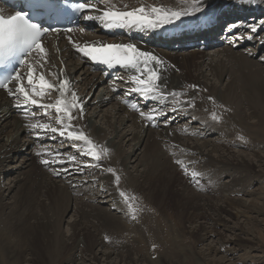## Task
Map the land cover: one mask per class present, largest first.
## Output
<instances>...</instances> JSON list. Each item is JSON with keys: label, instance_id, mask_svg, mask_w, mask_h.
Returning <instances> with one entry per match:
<instances>
[{"label": "bare ground", "instance_id": "obj_1", "mask_svg": "<svg viewBox=\"0 0 264 264\" xmlns=\"http://www.w3.org/2000/svg\"><path fill=\"white\" fill-rule=\"evenodd\" d=\"M110 1L115 9L128 8L129 10H132L144 7L146 11L149 12L152 7H162L169 11H185L194 2V0H171L170 3H166V0ZM222 1L223 0H202L201 5L204 6L202 7L204 9L210 8L213 11H216L218 8L221 9L226 4H229L227 5L225 11L231 10L235 14L248 16L253 20L258 16V13L251 12L253 10L248 8L246 5L251 2L254 5L260 6V8L264 10V4H261V2L264 3V0ZM160 3H166L167 5ZM205 11L209 10L205 9ZM240 11L243 12L240 13ZM196 14L198 13H195L194 15ZM194 15L185 17L194 18ZM226 16H228V14H226ZM232 22L233 21H230V23ZM260 29L262 30L264 28L261 27ZM251 35L253 37L250 39L251 41H264V37H258L253 32ZM47 50L50 52V57L47 61L49 62L48 66H46V64L43 67L38 65L34 74L37 81L39 75L42 73L45 75L46 79L55 82L56 77L52 75V73L60 72L61 66H58L57 68L55 67L56 55H54L53 51H56V48L52 49L51 45H49ZM223 50L226 51L224 54L226 57L224 59L219 58L217 61H206L208 57L205 50L192 51L189 53H176L165 49H159L166 68V71L163 74L164 82L161 87L164 88V85H166V88H164L165 95L171 93L172 90L175 89L177 93H182V95H179L181 97V101L194 100V107L189 110L188 105L183 104L184 106H181L180 111L184 114H191L192 116H198L199 114L203 117L209 118V120H211L209 124L212 127H216L217 130L223 133L231 134L235 138L229 142L237 145L240 142H245L243 138L247 140L253 139L249 136V122L245 121L248 116L243 113L241 109V106L243 105L251 111H249L250 117L252 116L257 119L256 124L254 125L257 126L256 130L258 129V131H261L264 134V66L254 61L253 58L250 59L248 56L239 54L231 48H223ZM67 52H70V50H67ZM66 53H62V55L65 56ZM69 62H71V67L67 68L66 73H62V78L70 79L71 90L84 101L85 107L86 104H91L90 106L93 105L94 107L92 111H95V109L98 110L102 104L112 98V94L109 91L104 92L103 97H99V93H102L106 88L101 85L105 80L104 77L101 73L91 72L92 74L90 75L91 82L89 83V88H92L93 91L89 95L88 90L83 86V76L87 77L90 69L86 63L78 59L74 60L71 58ZM226 62H228V65H226ZM77 64L78 67H75ZM206 65H208L212 75L219 80L222 79L226 72H228L230 79L227 81L226 86L224 87L225 89L223 88L224 90L218 91L216 85L212 84L209 86L204 82L206 74L202 68ZM227 66L230 67L228 68ZM192 69L193 72H190L191 74L188 75L189 70L191 71ZM42 70L45 73H43ZM79 74H82L83 76H79ZM69 75L71 77L73 75L76 79H71ZM73 83H78L80 85V89L82 91L81 93L75 91ZM194 85L198 87L194 89L192 87ZM95 88H99L98 94L96 95V98L92 99V93L94 94V91H96ZM215 91L216 93L220 92V101L215 100ZM51 92L56 95V98L60 97L56 91ZM69 97H71V93L67 94V98ZM208 97H212L213 100L210 101ZM56 98H54L50 103L54 102ZM14 103L15 102L8 94L0 91V168L4 166V163L12 157V160L16 159L17 161L23 159L22 166L26 162H29L32 170L24 179H19L14 185H9L7 188L0 190V216L1 214L5 216V218L3 217L4 219L0 218V251L2 252H0V255L4 253L3 251H6L10 253L14 259L21 260L24 257V253H26V251H30V258L33 259L32 262H34V264H77V258L75 259L76 256L78 257V255L80 256V253L90 252L91 250L93 251L95 248L99 247L102 240H98V232L101 233L102 231L107 230L111 233V235L112 233H115L116 235L120 234L129 237L134 231L141 232L143 229L141 227H143V225L146 227L147 234L150 233L151 228L154 226H157L156 228L162 226L163 220L158 214V209L164 210V212L166 211L170 217H173V219L170 218L173 222L171 229H168L166 225H164V227H160L159 233L162 235H168L170 232L175 231V229L179 226L182 225L183 227L184 222H189L191 227L187 230L188 233L191 235L196 234L197 238L204 239L208 237V234L212 233L211 229L216 231V229H214L215 225H224L221 223V221H223V213L230 212L231 209H229L227 205L223 206L218 205L217 203L216 205L211 201L212 197H205L206 195H212L214 197L217 194H220L216 185H207L202 188L201 192H203L202 194H205V196L200 193L196 194L192 190V192L189 191V193H187V189V192L184 190L186 185H188L187 180L190 178L192 180L191 176H193L192 174L194 172L191 173L185 171V167H183L181 163V156L186 153L188 154V152L190 153L192 150L190 148H185L182 144H180L179 134H182V131H179V133L174 132L169 130L167 127L165 128L166 130H162L163 136L167 138V141L178 147V149L176 148L177 152L174 154L172 153V156H169L170 152L162 149L165 144L162 143L160 138L150 135L153 129L145 127L143 122H141L135 113L128 112L123 106L114 103L112 111L110 112L112 115L115 112L114 115H116V121L114 124L112 121L108 122L109 126L112 128V133L119 135V127L117 124L122 126L125 121L129 120L132 121L134 126L140 129L139 132H136V134H133L132 132L133 140H138L136 144L139 143L138 145H135L132 155L134 156L136 150L143 146L142 154L144 153V155L141 157V162L145 160V166L144 171L141 172L140 175H133L129 171L127 168L129 153H127V151L124 153L121 150V147L113 148L116 151H108V155L104 154L102 156L100 166L96 167L94 166L96 161L89 159L88 156L84 154L86 153L87 146L82 142L76 143L79 152L83 153L80 146L83 147V150L85 149L83 157L64 152L60 149V146L55 147L52 145L51 148H46V151H56V149L60 150L61 158H58L60 160H65L66 155L76 156L77 161L74 163V167L66 165L63 167L62 165L53 164L46 167V165L41 164L40 161L41 159L48 158L45 156H36V153L44 152L45 149L32 150V147L35 144V139L32 138L34 133H32L30 128L27 127L31 121L24 120L17 114ZM75 114L80 117L79 113ZM213 114L219 117V119H213ZM13 117H15L18 121L13 122L14 119H11ZM53 117L56 120V114H54ZM119 117L123 119H120ZM198 117L204 121L207 120L206 118H201L200 116ZM9 119H11L12 126L8 125ZM34 123H49L52 126L54 125V123L49 120H38ZM74 123L79 127V129L83 130L97 146L100 144L98 148H101L100 146L104 144L107 138V135L102 130H97L96 132L93 129L87 128L85 126L86 121L83 115L82 118H78L74 121ZM56 127H59V125ZM144 131H146V137H142V133H144ZM148 131H150L149 135ZM57 137L59 136L57 135ZM256 141L257 140L253 139L252 143L256 145ZM29 148L31 150L28 153L27 149ZM235 152L236 151H232V153L229 152L230 155L227 158V164L235 163L242 166H248V164L252 165V160L247 159L244 154L242 155L238 153L239 156H237V154L235 155ZM23 155L25 156L22 157ZM105 155L106 157L108 156L107 161L104 160ZM79 159H81V161H79ZM105 162H107L108 167L114 168L117 174L121 177L118 189L114 185L113 175L102 170L108 168L106 167L107 165ZM53 163L55 164L57 162L54 160ZM85 164L93 166L83 168V171L88 169L85 171V175H83L84 179L88 180L87 176L94 175L92 182L95 183V181H100V184H102V188L100 190L101 193L109 191V189L105 188H108L109 183L110 186L114 188L112 189L110 187V190H112V200L115 201V207L124 211L126 214L125 219H127V221L120 222L112 216L110 217L109 215L100 213L92 207L90 203H88L89 201L84 198H80L78 195L77 197L72 195V193L68 190H65L56 182H53L52 179L54 177H58L54 174L56 171L61 172V177L65 176L67 173L74 175L80 172V165ZM103 164H105V166ZM65 168L69 169L66 173L62 171V169ZM73 168L76 169L74 170ZM88 172L91 174H88ZM103 173L107 174V176ZM102 174L104 176H101ZM46 175L51 178H48ZM194 175H196V173H194ZM61 177L60 180H62ZM43 178L51 179V181H43ZM176 182L179 184L176 185ZM15 189L17 190V195H14L16 197L13 198L15 199L13 201L14 205L6 214L5 208L7 204L4 203V199ZM84 190L86 194L90 193V190ZM119 191H123L125 193L127 200L121 197L122 202H118L119 204L117 205L116 196H119ZM144 195L149 199H146ZM172 195H174V197H171ZM43 196L45 197L44 199L47 200L48 204L43 201ZM170 199H173V206L170 203ZM147 200L149 202H147ZM37 204L43 206L39 211H36L35 208ZM170 204L172 211L175 210L173 215L168 209ZM242 204L246 206L244 202H242ZM70 207L71 209L72 207L73 209H76L80 219L79 221H74L75 223L71 226L72 233L70 237L66 239L61 232L60 220H62L63 215L70 210ZM237 207L238 206L235 205L233 208L236 210L235 214L239 216V212L242 210H237ZM148 211H153V214L148 215ZM49 214L52 215L49 216ZM32 218L33 220L31 221ZM174 219L179 223H176ZM209 221L212 224L211 229L210 225L208 226V224H210ZM227 227L229 226L227 225ZM154 233L156 232L154 231ZM11 242L15 245H10ZM103 255L106 263L111 264L112 259L110 258L112 255L107 252ZM129 258L127 260H129L130 263H134L133 260H130ZM93 259L99 260V257L94 254ZM135 262L137 264V261Z\"/></svg>", "mask_w": 264, "mask_h": 264}, {"label": "rangeland", "instance_id": "obj_2", "mask_svg": "<svg viewBox=\"0 0 264 264\" xmlns=\"http://www.w3.org/2000/svg\"><path fill=\"white\" fill-rule=\"evenodd\" d=\"M170 2L171 0H166V3ZM222 2H224V0ZM166 3L160 4L167 5ZM261 4L264 3L261 2ZM260 15L262 19L257 20L263 21L264 11ZM253 21L254 20H252V22ZM262 25H264V23H262ZM262 31L263 34L259 36L264 37V29H262L261 32ZM250 42H253L254 44H250ZM250 42H247L244 46L237 49H233L232 47L227 48H231L239 54L246 55L250 59L253 58L254 61L264 66V60H262V58H264V41L262 40L258 42V40H253ZM205 51L208 57L206 61H217L219 58L224 59L226 57L224 55L226 51L223 49L209 48V50ZM70 64L71 62H68V65ZM226 65H228V62H226ZM75 67H78V64ZM202 69L206 74L204 82L207 85H216L218 91L225 89L224 87L226 86L227 81L230 79L228 72H226V75L224 74L222 79L219 80L212 75L208 65L204 66ZM190 72H193V69L191 71L189 70L188 75L191 74ZM91 74L92 73L90 71L87 77H89ZM80 75L83 76L82 74H79V76ZM69 77L71 79H76L75 77H73V75L72 77L69 75ZM87 77L83 76V86L88 90V94L90 95L93 91L92 88H89L91 76L89 78ZM73 85L76 92H82L78 83H73ZM101 85H106L105 80ZM105 87V90L102 93H99V97H103L104 92L108 91L107 86ZM99 88H95L96 91H94V94L92 93V99L96 98ZM215 100H221L220 92L216 93L215 91ZM114 103L115 100L112 96L111 99L102 104V106L98 110L95 109V111H92L94 109L93 105L90 106L91 104H86V111H83V116L86 121L85 126L89 129H93L96 132L97 130H102L107 135L106 141L104 142V144H101H103L104 146H102L106 147L108 151H114L115 149L113 148L115 147H121V150L124 153L125 151H127V153H129V162L127 168L133 175H140V173L144 171L145 166V160L141 162V157L144 155V153L142 154L143 146L136 150L134 156L132 155V151L135 148V145L139 144H136L138 140H133V134L139 132L140 129L134 126L131 120H124L125 123L122 126L120 124H117V126L119 127V135H117L116 133H112V128L109 126L108 122L112 121L114 124L116 121V115H114L115 112L113 113V115L110 112L112 111ZM180 105L182 106L183 104ZM241 109L243 113L248 116L246 117L245 121L249 122V136L257 140L256 142L258 143V145L257 143H255L256 145L252 143L253 139L247 140L245 138H243L245 140V142L243 143L240 142L237 145L230 143L229 141L233 140L235 137H233L229 133H223L217 130L214 126L213 128L209 124L211 120L199 114L198 116H200L201 118H206L208 121H204L198 116L186 114L184 118L179 119L169 127V130L174 132L179 133V131H182V134H179L180 144H182L185 148L192 149L190 153L188 152V154L186 153L185 155L181 156V163L182 166L185 167V171L196 173V175H194V173L192 174V180L191 178L187 180L188 185H186L184 190L186 191L187 189V193L192 190L196 194L200 193L201 195L205 196V194H202L203 192H201L202 188L207 185H216V188H218L220 194L214 196L215 198L212 195H206L205 197H212L211 201L215 204L217 203L218 205L223 206L227 205V207L231 209L230 212H224V215L222 214L223 221H221V223L225 225H223L224 227L221 224L215 225L214 229H216V231H214L213 229H211L212 224L209 221L210 224H208V226L210 225L212 233L208 234V237L200 239L197 238L196 234L191 235L190 233H188L187 230L190 229L191 224L189 222H184L183 227L182 225L179 226L177 229H175V231H173L174 233L170 232L168 235L166 234L167 236L162 235L159 233L160 227H164V225H166L168 229H171L173 226V222L171 219H173V217H170L166 211L164 212V210L158 209V214L163 220L162 226H159L158 228H156L157 226H154V229L151 228L150 233L147 234L146 227L143 225V227H141L143 228L141 232L134 231L129 237L120 234L116 235L115 233H112L111 235V233L107 230H104L101 233L97 231V236L99 238L98 240H102L101 242L103 244L100 242L99 247L95 248L93 251L91 250L90 252L88 251L86 253H80V256L78 255V257H75V259L77 258L76 263L107 264L103 257V254L107 252L112 255L110 258L112 259L111 264H136L135 261H137V264H264V134L263 132L258 131V129L256 130L257 126L254 125L256 124L257 119L253 118L252 116L250 117L251 111L244 105L241 106ZM119 118L123 119L121 117ZM11 119H14L13 122L18 121L17 119H15V117ZM11 119H9L8 122L9 126H12ZM51 122L56 124L55 119H53ZM163 129L165 128H162L160 130L153 129V134L148 131V135L150 133V135L152 136L159 137L162 143L165 144V148L163 147L162 149H164V151L168 150L170 152L169 156H172L171 154L176 153L178 147L170 144L167 141V138L163 136ZM145 133L146 131L142 133V137H146ZM52 145L54 144H45V146L48 148H51ZM102 146L100 147L103 148ZM82 148L83 147L80 146L81 151H83L84 153L85 149L83 150ZM60 149H62V151L64 152H68L74 155L76 154L81 157L84 156L82 152H79L77 143L74 147L70 144L68 148L60 146ZM30 150V148L27 149V152L29 153ZM232 151H236L237 153L235 152V155L237 154V156H239V154H244L247 159L252 160V165L248 164V166H242L235 163L227 164V158L230 155L229 152L232 153ZM106 154L108 155V152ZM24 156L25 155H23L22 157ZM107 158L108 156L106 157L105 155L104 160L107 161ZM12 159V157L8 159L7 162L4 163V166L0 168V190H2L3 188H7L9 185H14L19 179H24L27 175L30 174V171L32 170L31 164L29 162H26L22 166L23 159L20 161ZM79 161H81V159H79ZM105 164L107 165L106 167H108L107 162H105ZM105 164L103 165L105 166ZM73 169L75 170L76 168ZM86 170H84L82 175L76 173L73 176L72 174L70 175L67 173L66 177L69 178L66 181L60 180L59 176L56 178L54 177L52 180L59 186L63 187L65 190H68L70 193H72V195L76 197L78 195L80 196V198H84L85 200L89 201L88 203H90V205H92V207H94L100 213L109 215L110 217L112 216L114 219L120 222L127 221V219H125L126 214L124 213V211H122V209L118 207H115V201L112 200V190H110V187L112 189L114 188L108 183V188H105L109 189V191L101 193L100 190L102 188V184H100V181H95V183L92 182L94 175L87 176L88 180L84 179L83 175H85ZM88 174L91 173L88 172ZM103 174L101 176H107V174ZM46 176L48 178H51L48 175ZM48 178H43V181H51V179ZM85 181H87V183H85ZM178 184L179 183L176 182V185ZM84 189L90 190V193L86 194ZM16 193L17 190L15 189L10 195H7L8 193L6 194L7 196L4 199V203L7 204L5 208L6 214L14 205L13 201L15 199L13 198L16 197L14 196L17 195ZM116 197L118 205V202L121 203L122 201L121 197ZM171 197H174V195H172ZM44 198L45 197L43 196V201L48 204L47 200H45ZM145 198L149 199L147 197ZM170 200V203L173 206V199ZM147 202L149 201L147 200ZM242 202H244L246 206H244ZM171 204L168 209L173 215L175 213V210L172 211ZM235 205L238 206L237 210H242L241 212H239L241 214H239V216L235 214L236 210L233 208L235 207ZM41 207L43 206L37 204L35 206L36 211H39ZM152 214L153 211H148V215ZM166 214L169 216V218ZM51 215L52 214H49V216ZM1 216L0 218H5L4 215L1 214ZM79 219L80 217L78 215V212L76 211V209H73V207L72 209L70 207V210H68L63 215L62 220H60V227L64 238L68 239L70 237L72 233L71 226L76 221H79ZM32 220L33 218L31 219V221ZM174 221L176 220L174 219ZM177 222L178 221H176V223ZM227 225L229 227H227ZM154 231L156 233H154ZM11 244H13L12 246L15 245L12 242L10 243V245ZM3 252L4 253L0 255V264H34V262H32L33 259L30 258V251H26V253H24L23 259L21 260L14 259L11 254L6 251ZM94 254L99 257V260L93 259ZM128 258L130 260H133L134 263H130L129 260H127Z\"/></svg>", "mask_w": 264, "mask_h": 264}, {"label": "snow or ice", "instance_id": "obj_3", "mask_svg": "<svg viewBox=\"0 0 264 264\" xmlns=\"http://www.w3.org/2000/svg\"><path fill=\"white\" fill-rule=\"evenodd\" d=\"M52 0H47L44 3L43 0H37L35 7L37 10H43ZM201 3V0H194L192 4V11H169L162 7H152L151 11H146L144 7L132 9L130 11H115V10H102L101 15L92 16L85 15L84 19L100 20L105 28H151L163 26L165 23H172L183 16L194 15L202 11V7L197 6ZM76 7L81 13L86 11H100L96 8V5L92 3L80 2ZM51 29L42 28L36 23L31 22L26 13L17 11L14 15L5 16L0 14V58L11 55L16 51H22L24 53L23 58L20 61V66L25 63L26 58L36 50L41 55V60L37 61L40 67H43L46 63V49L42 43V36L45 35ZM70 32L71 29H68ZM252 32H256V28H252ZM252 39V35L247 37H241L239 35L233 36L234 40L239 39ZM76 49L83 54L85 58H90L92 61L103 63L109 68L119 67L128 69L134 74L131 77V81H125V83H134L135 87L128 90L129 92H136L143 97L151 96L154 99H164L167 101L169 97L175 99L182 93H177L175 89L167 95L164 94V88L161 85L164 82V72L166 69L160 68L162 63L151 52L142 51L133 43H121V44H85L83 46L76 45ZM264 60V58H262ZM62 72L52 73L56 77L55 82L46 79L44 74H40L37 78L35 76V69L29 66V71L25 74L19 71V68L7 79L0 81V89L7 91L8 95L14 97L17 100H21L20 104L16 107L27 113L30 108L43 109L44 114H47L49 109H52L56 113V123L59 127H53L49 123H34L29 127L37 132L36 139L40 140V132H43L45 136L55 138L57 135L69 142L71 146H75L76 142H82L87 146L86 154L89 159L95 160L94 166L99 167L102 159V155L108 152L106 147L98 148L93 140L74 123L78 118H82L84 111V101L79 98L74 91L71 90L70 79L62 78ZM15 81V87H10V84ZM194 89L198 86H192ZM119 91L120 89H113ZM51 91H56L63 99H58L55 104H43L37 97H44ZM71 93V99H67V94ZM210 101L212 97H208ZM182 104L188 105L190 110L195 106L194 100L181 101ZM138 104L133 103L132 108L137 109ZM178 109L173 108L172 111ZM155 114H147L144 111H140V116L147 119L149 122L158 121L163 119L164 125L168 126L172 123L173 118H169L168 112H160L153 110ZM75 113H79L78 117ZM213 119H219V117L213 114ZM38 156H53L55 162L74 164L77 161V157L74 155H66L65 160L58 159L60 156L59 151L53 152H38ZM54 160L41 159V164L50 165ZM93 165H80V173L83 174V168L91 167ZM114 177V185L119 188L121 177L117 174L116 170L112 167L102 169ZM63 172H68L69 169H62ZM55 175L59 176L60 171H56ZM87 183V181H85ZM119 196L125 198V193L119 191ZM131 207V206H129ZM155 247V246H153Z\"/></svg>", "mask_w": 264, "mask_h": 264}]
</instances>
